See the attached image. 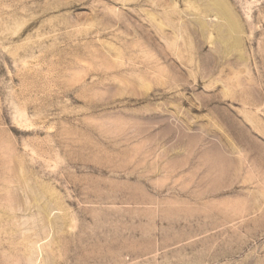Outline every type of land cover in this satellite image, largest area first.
Instances as JSON below:
<instances>
[{
  "label": "rangeland",
  "instance_id": "obj_1",
  "mask_svg": "<svg viewBox=\"0 0 264 264\" xmlns=\"http://www.w3.org/2000/svg\"><path fill=\"white\" fill-rule=\"evenodd\" d=\"M197 1L0 0V264H264V0Z\"/></svg>",
  "mask_w": 264,
  "mask_h": 264
},
{
  "label": "bare ground",
  "instance_id": "obj_2",
  "mask_svg": "<svg viewBox=\"0 0 264 264\" xmlns=\"http://www.w3.org/2000/svg\"><path fill=\"white\" fill-rule=\"evenodd\" d=\"M125 1H129V0H125ZM131 1H133V0H131ZM135 1V0H134ZM138 1H140V0H137V2ZM165 2H166V0H164ZM185 1V0H184ZM191 1V0H190ZM197 1V0H196ZM199 1V0H198ZM197 1V2H198ZM201 2V4H199V5H201V10H202V12L203 13H205V14H209V13H211L212 12V14H213V12L216 14V16L218 17V19H220V20H224L223 21V23H225V20H227L226 22H228L227 23V25L229 26L228 27V29H227V27H226V29H223V26H221L220 27V30H219V32H220V35H222V38H224L223 36H225V33L227 32L226 30H228V32L229 33H227V34H231L234 30L233 29H235V22H236V24L238 23L237 22V20H236V17L234 16V15H236V14H234L233 15V13L230 11H228V9L227 8H229L226 4V6H227V8H225L226 6H224V1H222V0H200ZM144 2V1H143ZM164 2V3H165ZM189 2V1H188ZM222 2H223V4H222ZM140 4V3H139ZM162 4V3H161ZM168 4V3H167ZM176 4V3H175ZM189 4V3H188ZM198 4V3H197ZM178 5V4H177ZM187 7H188V5H186ZM193 6H196V5H193ZM192 7V6H191ZM190 7V5H189V7H188V9L189 8H191ZM169 9H170V7H169ZM230 9V8H229ZM195 10V9H194ZM200 10V11H201ZM233 10V9H232ZM176 12H177V10H175ZM187 11V10H186ZM180 12V11H179ZM194 12V11H193ZM231 13V14H229V13ZM150 13V15H152L153 16V14H152V12H147V14H149ZM155 13V12H154ZM169 13V12H168ZM155 14H157V13H155ZM165 15V18L164 19H168V18H166L167 16H166V13H164ZM178 14H181V13H178ZM204 14V15H205ZM229 14V15H228ZM158 15V14H157ZM170 15V14H169ZM210 15V14H209ZM231 15H233L234 16V18H233V16L231 17ZM156 16V15H155ZM159 16V15H158ZM206 16H208V15H206ZM237 16V15H236ZM154 17V16H153ZM197 17H199V16H197ZM201 17V16H200ZM215 17V16H214ZM213 17V18H214ZM162 18V19H163ZM171 18V17H170ZM202 18H203V15H202ZM201 18V19H202ZM160 19H161V16H160ZM200 19V20H201ZM236 21H235V20ZM237 19H238V17H237ZM196 20H197V25L200 23L199 21V19L198 18H196ZM199 20V21H198ZM202 21V20H201ZM153 22V21H152ZM156 23H158V24H156V25H159V22H156ZM203 23H205V21H203ZM203 23H200V24H202L203 25ZM153 24H154V22H153ZM193 24H194V21H193ZM206 24V23H205ZM216 24V23H215ZM195 25V24H194ZM223 25V24H222ZM225 25V24H224ZM161 27L160 28H163V26L162 25H160ZM199 26V25H198ZM159 27V26H158ZM214 27H217V26H214ZM159 28V29H160ZM176 28V27H175ZM210 28V27H209ZM199 29H200V27H199ZM162 30V29H161ZM182 30V29H181ZM209 30V29H208ZM215 30V29H214ZM165 31V30H164ZM201 31H202V33H203V31L204 32H206L207 30L205 29V30H202V28H201ZM177 32V31H176ZM182 32V31H181ZM208 32V33H207ZM206 33L209 35V31H207ZM215 32V31H214ZM235 33L237 34V31L235 30ZM167 34V33H166ZM205 34V33H204ZM236 34H234L233 33V35L235 36ZM203 35V34H202ZM231 36V35H230ZM230 36H226L227 38L228 37H230ZM238 36L239 35H237L235 38H237V39H235V41H236V43H237V41L239 40V38H238ZM208 37V36H207ZM227 38H224L225 40H227ZM221 39V38H220ZM232 41H233V39H232ZM231 40H229V42H232ZM227 42V41H226ZM218 43V42H217ZM221 43V42H220ZM224 44V43H223ZM220 45V44H219ZM230 45H233L232 43L230 44ZM227 46V45H226ZM232 47H234V46H232ZM221 48H222V46H221ZM235 48V47H234ZM237 48V47H236ZM215 49V48H214ZM226 49V48H225ZM223 51H225V50H223ZM227 52V51H226Z\"/></svg>",
  "mask_w": 264,
  "mask_h": 264
}]
</instances>
